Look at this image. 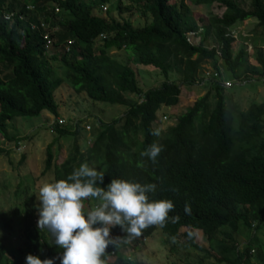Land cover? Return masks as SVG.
Segmentation results:
<instances>
[{
	"label": "trees",
	"instance_id": "1",
	"mask_svg": "<svg viewBox=\"0 0 264 264\" xmlns=\"http://www.w3.org/2000/svg\"><path fill=\"white\" fill-rule=\"evenodd\" d=\"M44 1L47 0H31L37 9ZM189 1L195 6L215 4L223 12L206 19L196 18L183 0L173 4L168 0H67L59 3L69 12L60 21L61 25L69 26L61 38L77 39L74 38L70 53L47 58L54 62L50 65L33 46L19 50L15 32L7 34L4 24L0 23V35L5 40L0 46L1 64L12 68L5 81L0 80V140L9 146L18 145L22 140L8 133L7 123L16 118L38 117L42 112L58 118L54 92L62 84L78 95L85 94L93 103L125 106L128 109L123 116L109 123L99 119L94 122L90 134L95 138L85 154L75 151L57 166L48 146L41 175L52 172L53 181L61 180L81 163H88L107 177L113 174V179L154 183L156 189L149 198L170 199L174 205L163 225H159L164 237L161 244L170 243L169 254L176 258L172 264L182 260L177 257L179 251L187 253L186 264H264V251L251 237L252 232L264 227V104L251 101L246 110H240L225 100L224 91L228 88L217 81L219 79H210L206 83L209 90L181 114L173 126L162 133L158 131V136L150 134L155 130L156 113L161 107L177 106L180 86L194 84L196 62L193 57L211 61L219 77L222 73L217 62L221 60L223 72L230 79L237 83L250 81L247 73L238 72L246 57L252 55L246 53L243 46L234 53V39L229 32L233 26L249 19L257 20V26L264 29V0H249L247 9L234 0ZM24 2L15 0L17 5ZM103 6L107 7L106 16L94 15V10L99 11ZM114 11L118 13L117 18L112 15ZM23 12L29 15L25 9L20 14ZM123 13L127 16H122ZM136 13L144 19L142 26L128 19L129 14ZM197 29L202 31L203 37L193 42L195 36L191 33ZM31 34L28 31L27 36ZM100 35L104 37L97 45ZM210 36L216 46L208 49L204 42ZM111 49L123 50L133 66L159 71L163 82L142 91L134 69L128 63L109 57ZM252 50L264 75V51L256 47ZM35 57L43 60L37 61ZM172 76L177 77V81L171 80ZM258 80L264 83L263 78ZM125 95L137 100L128 101ZM58 121L62 123L57 119L52 126L55 137L75 139L82 120L74 130L64 125L65 121L62 125ZM153 142L163 145L155 164L140 156ZM9 152L0 147L1 157L8 156ZM173 188L177 191H171ZM17 195L18 191L14 197ZM22 203L25 208L22 216L14 218L15 225H11L10 219L1 225L0 264H19L27 249V242L22 247H11L3 240L5 230L9 236L19 223L18 240L22 236L33 240L32 250L42 256L62 252L46 242L47 231L37 228L38 206L26 198ZM185 204L190 207L188 214L183 210ZM152 230L154 226L149 225L137 236H129L120 229L110 233L119 236V240L101 257L103 264H140L134 260L135 242L132 240L148 236ZM243 231L251 238L241 247L234 234ZM198 233L205 238L207 248L195 242ZM191 251L196 252L195 258H191ZM8 252L16 258L15 262L9 260L12 256ZM211 258L214 262L209 263ZM56 264H59L58 259Z\"/></svg>",
	"mask_w": 264,
	"mask_h": 264
},
{
	"label": "rangeland",
	"instance_id": "2",
	"mask_svg": "<svg viewBox=\"0 0 264 264\" xmlns=\"http://www.w3.org/2000/svg\"><path fill=\"white\" fill-rule=\"evenodd\" d=\"M113 1L116 0H112V2ZM178 1L180 0H168V3L173 4ZM234 1L238 2V4L246 9L249 8V0ZM183 2L190 7L192 14L196 18L206 19L210 15L217 16L223 12V10L219 9L215 4L208 7L195 6L189 0H183ZM94 13L98 14L95 10ZM117 14L116 11L112 12L115 18H117ZM100 16H106V13ZM122 16L127 15L123 13ZM128 19L134 25L142 26L144 24V19L138 13L129 14ZM194 33L196 36L193 42L202 39L203 34L200 29H197ZM229 35L234 39L232 43L234 53L237 52L240 46H243L245 47L246 53H249L252 57H246V62L238 72L239 74L243 72L247 73L250 81L248 80L241 83H237L230 79L229 76L223 72L221 60L217 62V68L220 70V73H222L217 81H230L232 83L231 87L224 91L225 100L230 101L232 105L240 110H246L249 104H251V101L257 104H264V83L258 80V78H263L264 80V75L254 60L255 54L252 50V47H256L264 51V29L257 26V20L249 19L233 26V28L230 29ZM99 43L100 42L96 41L97 45ZM204 45L210 49L211 47H215L216 43L212 36H210L205 40ZM108 55L121 63H128L131 65V63L127 61L126 53L123 50L117 51L111 49ZM193 61L196 62L194 84L190 86H180L179 104L177 106L161 107L156 113V120L154 122L156 131L162 133L170 126H173L177 118L209 90L206 84L208 81L204 80L203 75L206 72L213 71L211 61L198 57H193ZM50 63L52 64L54 62L50 60ZM131 67L137 74V83L142 91L154 88L163 82V78L157 70L140 68L139 66L136 67L133 65H131ZM171 80L177 81V77L172 76ZM54 98L58 108V118L53 117V115L47 112H42L38 117L16 118L7 123L8 133L15 134L22 138V140H19V144H15V146L3 144V141L0 140V147L2 146L10 151L8 156H0V232H3L1 225H4L8 219H10L11 225L14 226V218L18 215L22 216V211L25 208L22 203L23 199L26 198L32 205L38 206L39 202L36 197L38 196L40 186L45 182H53L52 172L41 175L45 166L46 148L48 146H51L50 149L55 158V165L60 166L65 162L68 156L75 151H78L80 154L86 153L87 148L91 146L95 138V136H91L90 131L97 119L104 123H109L112 119L123 116L128 109L121 105H109L98 102L93 103L87 99L85 94L78 95L64 84L54 92ZM124 98L131 102L137 100L136 97L129 95H125ZM57 119L62 120L60 125L64 124L65 121L64 125L67 127L70 126L72 130H74L75 125L80 122L79 120H82V122L78 124L79 131L75 139L74 137H67L65 139L64 137L61 139L55 137L54 133H52V126L55 125ZM68 120L70 124H68ZM136 139L139 138L136 137ZM139 142L140 141L136 140V143ZM75 156L78 157L79 155ZM22 158H24V160L21 163ZM17 191L18 195L15 198L14 195ZM15 227L14 232L7 236L6 227L4 226L6 237L4 236L3 240L8 246H20L18 240L20 234L16 229L21 227V223ZM4 233L2 234L4 235ZM195 237V242L201 248L208 247L202 234L198 233ZM234 237L241 247L248 243L251 237H254V239H256L255 245H261V249L264 251V227L252 232L251 237L249 233L245 231L234 234ZM161 239L163 240L161 232L156 231L154 233V238L150 240V245L135 251L134 259L141 264L174 263V259L176 258H174L172 254H169L168 251L171 244L169 243L167 246H164L161 244ZM211 253L215 254L214 252ZM186 254L187 253L179 251L180 256L177 257H180L182 260L179 262L177 261V264H186L184 263V256ZM189 254L191 258L197 256L194 251L189 252ZM208 261L209 263L214 262L212 258Z\"/></svg>",
	"mask_w": 264,
	"mask_h": 264
},
{
	"label": "clouds",
	"instance_id": "3",
	"mask_svg": "<svg viewBox=\"0 0 264 264\" xmlns=\"http://www.w3.org/2000/svg\"><path fill=\"white\" fill-rule=\"evenodd\" d=\"M66 2L67 0H47L37 9L31 0H25L22 5H17L15 0L11 3L1 0L0 23L4 24L3 29L7 30V34L15 32L19 50L33 46L41 52L47 65H50V59L48 61L47 58L64 52L70 53L77 39L71 36L61 38L69 26L61 25L60 21L69 12L63 10L59 3ZM22 9L29 15L24 12L20 14ZM106 11L107 7L103 6L97 12L100 16ZM28 31L32 33L30 36H27ZM191 35L196 36L195 33ZM103 37L100 35L96 41L99 42ZM4 43L3 35H0V46ZM35 58L37 61L43 60ZM2 61L0 56V80L5 81L12 68L1 64ZM227 82L231 87L232 83ZM221 83L223 85V81ZM60 122L58 121L59 124ZM150 134L158 136L159 132L153 130ZM162 151L163 145L153 142L140 152V156L155 164ZM104 176L103 172L90 167L88 163H81L66 178L45 182L40 186L36 197L39 202L36 226L47 231L45 240L49 246H56L62 252L56 256H42L30 248L33 240L22 236L19 245L22 247L27 242V249H24L19 264H56L57 259L59 264H103L101 257L119 240V236L110 234L117 229L129 236H137L145 227L154 226L148 236L132 240L135 242L134 257L135 251L151 244L154 233L160 231L159 225H163L168 213L173 210V202L170 199H150L149 194L156 189L154 183L141 184L113 179V174L105 176L104 180ZM171 191L176 192L177 189L173 188ZM183 210L188 214L190 207L185 204ZM8 253L12 256L11 252ZM9 260L15 262L16 258L12 256Z\"/></svg>",
	"mask_w": 264,
	"mask_h": 264
},
{
	"label": "built area",
	"instance_id": "4",
	"mask_svg": "<svg viewBox=\"0 0 264 264\" xmlns=\"http://www.w3.org/2000/svg\"><path fill=\"white\" fill-rule=\"evenodd\" d=\"M203 78H204V80H207V81L210 79H216L217 80V79H219V73L215 72L214 70L211 72H206V73H204ZM223 86L225 88H229L230 83L225 81V82H223Z\"/></svg>",
	"mask_w": 264,
	"mask_h": 264
}]
</instances>
